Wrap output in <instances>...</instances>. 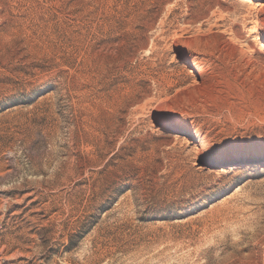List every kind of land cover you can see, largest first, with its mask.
<instances>
[{"label": "rangeland", "instance_id": "374dc122", "mask_svg": "<svg viewBox=\"0 0 264 264\" xmlns=\"http://www.w3.org/2000/svg\"><path fill=\"white\" fill-rule=\"evenodd\" d=\"M255 20L264 0H0V264H264Z\"/></svg>", "mask_w": 264, "mask_h": 264}, {"label": "bare ground", "instance_id": "6f19581e", "mask_svg": "<svg viewBox=\"0 0 264 264\" xmlns=\"http://www.w3.org/2000/svg\"><path fill=\"white\" fill-rule=\"evenodd\" d=\"M250 3H251V2H250ZM249 5H250V4H249ZM249 15H250V14H249ZM254 23H255L256 26H263V25H264L263 21L260 22V21H258V20H255ZM253 29H254V28H253ZM230 54H231V53H230ZM230 54L225 55V56H224V59H225V60H229V59L231 58V56H232V55L230 56ZM192 61L198 63L196 57H193ZM210 73H212V72H210ZM181 116L184 117V118H189V117H191V116H189L188 114H182ZM237 261H238V264H255V263H256V262H253V261H243V260H237ZM232 263H233V262H232Z\"/></svg>", "mask_w": 264, "mask_h": 264}]
</instances>
